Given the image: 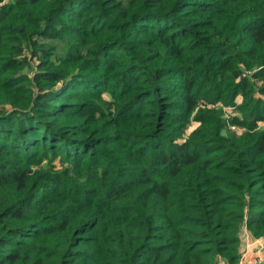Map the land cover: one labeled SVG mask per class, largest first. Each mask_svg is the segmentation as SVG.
<instances>
[{
	"label": "trees",
	"instance_id": "1",
	"mask_svg": "<svg viewBox=\"0 0 264 264\" xmlns=\"http://www.w3.org/2000/svg\"><path fill=\"white\" fill-rule=\"evenodd\" d=\"M245 231L264 0H0V264H240Z\"/></svg>",
	"mask_w": 264,
	"mask_h": 264
},
{
	"label": "crops",
	"instance_id": "2",
	"mask_svg": "<svg viewBox=\"0 0 264 264\" xmlns=\"http://www.w3.org/2000/svg\"><path fill=\"white\" fill-rule=\"evenodd\" d=\"M246 233L248 232H245L244 235H246ZM250 237L254 241H257V238L253 237L251 234ZM259 239H260L259 242L254 243L253 246H249L247 250L245 249L246 242L242 245L243 256L240 264H257L259 257H261V259L264 260V238H259Z\"/></svg>",
	"mask_w": 264,
	"mask_h": 264
},
{
	"label": "rangeland",
	"instance_id": "3",
	"mask_svg": "<svg viewBox=\"0 0 264 264\" xmlns=\"http://www.w3.org/2000/svg\"><path fill=\"white\" fill-rule=\"evenodd\" d=\"M229 111H233V109H229ZM248 232V231H247ZM246 238V239H245ZM260 241V239L259 238H257V241H254L251 237H250V234H249V232L248 233H246V235H245V237H244V243H245V249L247 250V248L249 247V246H253L254 245V243H256V242H259ZM243 243V244H244ZM258 244V243H257ZM260 246H261V244H260ZM243 251V250H242ZM243 256V255H242ZM259 259H261V257H259L258 258V263L257 264H259ZM264 261V260H263ZM263 264H264V262H263Z\"/></svg>",
	"mask_w": 264,
	"mask_h": 264
},
{
	"label": "built area",
	"instance_id": "4",
	"mask_svg": "<svg viewBox=\"0 0 264 264\" xmlns=\"http://www.w3.org/2000/svg\"><path fill=\"white\" fill-rule=\"evenodd\" d=\"M245 232H247V231H245ZM245 232H244V233H245ZM244 233H243V236L245 237ZM263 262H264V261H263L262 259H259V264H263Z\"/></svg>",
	"mask_w": 264,
	"mask_h": 264
}]
</instances>
